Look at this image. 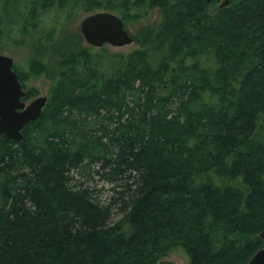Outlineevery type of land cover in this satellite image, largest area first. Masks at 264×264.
Listing matches in <instances>:
<instances>
[{
	"label": "trees",
	"instance_id": "trees-1",
	"mask_svg": "<svg viewBox=\"0 0 264 264\" xmlns=\"http://www.w3.org/2000/svg\"><path fill=\"white\" fill-rule=\"evenodd\" d=\"M210 3L0 0V45L28 50L23 100L52 78L22 140L0 135V264H156L177 247L188 264H245L262 247L264 0ZM154 10L127 53L60 26Z\"/></svg>",
	"mask_w": 264,
	"mask_h": 264
},
{
	"label": "water",
	"instance_id": "water-1",
	"mask_svg": "<svg viewBox=\"0 0 264 264\" xmlns=\"http://www.w3.org/2000/svg\"><path fill=\"white\" fill-rule=\"evenodd\" d=\"M223 2L220 8L228 5V0ZM78 29L86 44L94 48L104 45L123 47L132 43V37L124 28L122 20L110 12L90 14L80 22ZM13 67V58L0 54V135L20 142L24 126L41 115L47 97L39 96L29 103L22 100L25 91ZM259 237L263 242L262 247L245 264H264V230ZM156 264L178 263L165 259Z\"/></svg>",
	"mask_w": 264,
	"mask_h": 264
},
{
	"label": "rangeland",
	"instance_id": "rangeland-1",
	"mask_svg": "<svg viewBox=\"0 0 264 264\" xmlns=\"http://www.w3.org/2000/svg\"><path fill=\"white\" fill-rule=\"evenodd\" d=\"M221 1L222 0H214L209 4V7L213 10L217 7L218 4L219 5L222 4ZM230 1L231 0H228V5ZM89 15L82 14L80 16H76L74 14H70L66 20L60 22L61 30L65 32L64 35L69 39L71 45H76L78 47L88 46L85 40L83 39V36L81 35L78 28L80 26V22ZM157 20H158L157 10H154L152 16L147 17L145 21L138 23L137 25L126 26L125 27L126 31L133 39L132 43L123 47H111L107 45L106 48L108 52L127 53L133 50L141 49L144 45H146L150 35L149 32L154 29ZM21 43H22V39H19L18 43L6 42L0 45V54L12 57L14 64L19 65L20 69H22L21 66L24 65L26 56L28 54V50L20 46ZM51 82H52V78L46 74L42 75L37 80L29 82L27 85V89L34 90L35 95L33 96L32 99L27 100L26 103H29L30 101H32L33 99L39 96H45L48 99ZM102 195L104 196V198L106 197L105 193H103ZM165 259L174 261L178 264H188V258L181 247L172 249L170 252L167 253L166 258H164L163 260Z\"/></svg>",
	"mask_w": 264,
	"mask_h": 264
},
{
	"label": "bare ground",
	"instance_id": "bare-ground-1",
	"mask_svg": "<svg viewBox=\"0 0 264 264\" xmlns=\"http://www.w3.org/2000/svg\"><path fill=\"white\" fill-rule=\"evenodd\" d=\"M204 1H205V2H211L212 0H210V1H206V0H204ZM223 1H224V0H223ZM222 3H223V2H222ZM220 5H221V4H220ZM220 5H219V6H220ZM219 6H218V7H219ZM218 9H221V8H218ZM132 41H133V39H132ZM22 87H23V85H22ZM23 89H24V87H23ZM24 91H25V90H24ZM3 136H4V135H3ZM21 140H22V139H21Z\"/></svg>",
	"mask_w": 264,
	"mask_h": 264
},
{
	"label": "flooded vegetation",
	"instance_id": "flooded-vegetation-1",
	"mask_svg": "<svg viewBox=\"0 0 264 264\" xmlns=\"http://www.w3.org/2000/svg\"><path fill=\"white\" fill-rule=\"evenodd\" d=\"M210 3V2H209ZM219 5V4H218ZM218 5H217V7L215 8V9H218V8H220V7H218ZM221 5H224V2L221 4Z\"/></svg>",
	"mask_w": 264,
	"mask_h": 264
}]
</instances>
